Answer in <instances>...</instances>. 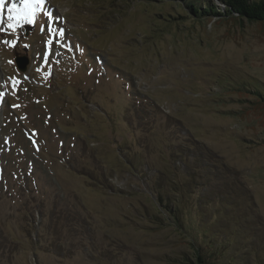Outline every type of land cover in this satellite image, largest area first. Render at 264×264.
I'll use <instances>...</instances> for the list:
<instances>
[{"label":"rangeland","instance_id":"rangeland-1","mask_svg":"<svg viewBox=\"0 0 264 264\" xmlns=\"http://www.w3.org/2000/svg\"><path fill=\"white\" fill-rule=\"evenodd\" d=\"M11 2L0 264H264V23L43 0L13 32Z\"/></svg>","mask_w":264,"mask_h":264},{"label":"trees","instance_id":"trees-1","mask_svg":"<svg viewBox=\"0 0 264 264\" xmlns=\"http://www.w3.org/2000/svg\"><path fill=\"white\" fill-rule=\"evenodd\" d=\"M140 2H148L149 0H138ZM155 1V0H152ZM176 1L179 5H183L189 15L181 16V19H192L201 21L203 19H223L234 20L239 23L247 20L248 22L264 23V0H220L224 4L223 8L216 5L214 0H169ZM149 3V2H148ZM188 16V17H187ZM173 21L177 24V18ZM173 22V23H174ZM168 214H173V210L168 209ZM176 216L173 215L172 218ZM176 219V218H175ZM180 225V224H179ZM198 260L200 264H211L207 259L206 253L202 249H197Z\"/></svg>","mask_w":264,"mask_h":264},{"label":"snow or ice","instance_id":"snow-or-ice-1","mask_svg":"<svg viewBox=\"0 0 264 264\" xmlns=\"http://www.w3.org/2000/svg\"><path fill=\"white\" fill-rule=\"evenodd\" d=\"M43 0H12L11 4L8 6V25L7 28L13 32L16 30L17 25L21 22L33 23L35 19V12L37 7L41 4ZM5 6V0H0V24L3 23V11ZM50 15V14H49ZM3 28H0V31H3ZM49 31L53 34L52 37L48 40L47 44L49 46V52L45 53L44 61L48 62L47 57L50 54L52 41L55 38L57 30L55 28H50ZM58 34L62 37L64 35L63 29L58 30ZM4 43L15 45L16 41H4ZM18 83V81H16ZM3 94L0 93V96ZM13 107H18V105H13Z\"/></svg>","mask_w":264,"mask_h":264},{"label":"water","instance_id":"water-1","mask_svg":"<svg viewBox=\"0 0 264 264\" xmlns=\"http://www.w3.org/2000/svg\"><path fill=\"white\" fill-rule=\"evenodd\" d=\"M16 63L21 71H26L29 60L26 56H18L16 57Z\"/></svg>","mask_w":264,"mask_h":264}]
</instances>
